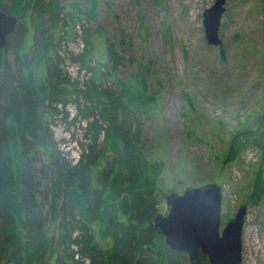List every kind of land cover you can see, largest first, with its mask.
<instances>
[{"label": "trees", "instance_id": "1", "mask_svg": "<svg viewBox=\"0 0 264 264\" xmlns=\"http://www.w3.org/2000/svg\"><path fill=\"white\" fill-rule=\"evenodd\" d=\"M91 5L66 11L60 0H0L1 10L27 11L21 19L29 20L24 33L20 20L0 48V264H193L161 237L156 242L160 195L149 176L141 117L151 115L156 98L139 73L107 83L123 59L117 45L124 39L104 36L107 60L93 66L89 33L74 57L85 70L84 89L62 68L65 26L95 18L97 0ZM71 101L87 119L88 142H80L75 163L57 146L49 121L57 104ZM250 146L264 150V128L232 135L225 161ZM256 183L258 200L261 175ZM199 264H209L201 252Z\"/></svg>", "mask_w": 264, "mask_h": 264}, {"label": "rangeland", "instance_id": "2", "mask_svg": "<svg viewBox=\"0 0 264 264\" xmlns=\"http://www.w3.org/2000/svg\"><path fill=\"white\" fill-rule=\"evenodd\" d=\"M214 2L97 0L95 18L65 26L68 33L58 51L70 80L84 89L85 70L74 57L85 51L89 33L93 66L107 60L104 36L124 39L122 46L117 45L123 59L116 72L110 69L107 83L139 73L156 98L151 115L141 117L143 150L149 176L159 190V212H168L167 194L217 182L223 193L222 227L240 205H247L242 264H264V150L246 147L232 161H225L232 135L264 128V0H227L219 28L223 43L218 46L207 42L203 21L204 10ZM60 3L66 11L72 10V4L83 9L92 6V0ZM26 12L14 13L20 21ZM21 23L24 33L29 20ZM26 40L31 44L27 36ZM73 98L81 107L88 105L78 93ZM56 108L49 119L54 140L75 163L80 142H88L87 119L75 101ZM260 175L263 191L257 200ZM58 224H53L56 236ZM162 239L157 235V246Z\"/></svg>", "mask_w": 264, "mask_h": 264}, {"label": "water", "instance_id": "3", "mask_svg": "<svg viewBox=\"0 0 264 264\" xmlns=\"http://www.w3.org/2000/svg\"><path fill=\"white\" fill-rule=\"evenodd\" d=\"M227 0H215L204 10L205 37L211 45H222L219 28ZM16 14L0 9V48L18 26ZM222 187L217 182L188 186L182 193L165 196L166 214L158 212L153 224L158 235L171 249L187 254L199 264L200 252L209 264H242V235L247 205L242 204L222 227ZM138 263V261H137Z\"/></svg>", "mask_w": 264, "mask_h": 264}]
</instances>
